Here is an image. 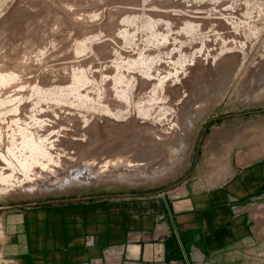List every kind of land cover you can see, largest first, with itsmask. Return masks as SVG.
Listing matches in <instances>:
<instances>
[{
  "label": "rangeland",
  "instance_id": "374dc122",
  "mask_svg": "<svg viewBox=\"0 0 264 264\" xmlns=\"http://www.w3.org/2000/svg\"><path fill=\"white\" fill-rule=\"evenodd\" d=\"M2 74L0 206L162 189L191 172L212 117L264 108V0H0ZM262 118L210 124L200 166ZM118 158L160 171L100 176ZM4 214L0 264H17Z\"/></svg>",
  "mask_w": 264,
  "mask_h": 264
},
{
  "label": "crops",
  "instance_id": "0c3cea01",
  "mask_svg": "<svg viewBox=\"0 0 264 264\" xmlns=\"http://www.w3.org/2000/svg\"><path fill=\"white\" fill-rule=\"evenodd\" d=\"M220 139L216 165L200 166L201 149L181 184L11 205L7 254L17 264H264V118Z\"/></svg>",
  "mask_w": 264,
  "mask_h": 264
},
{
  "label": "bare ground",
  "instance_id": "6f19581e",
  "mask_svg": "<svg viewBox=\"0 0 264 264\" xmlns=\"http://www.w3.org/2000/svg\"><path fill=\"white\" fill-rule=\"evenodd\" d=\"M11 76L12 75L10 73L7 77H11ZM7 77L4 74H2L0 76V85L3 86V88L5 86H7L6 84L9 81ZM24 138H23L22 145L24 144L25 149L31 151L32 154H30V156L32 155V157H33V156L38 155L41 152H43L42 151L43 150L42 149V145H41V143L39 141H36V140H34L33 138H30V137L29 138H25V139ZM44 152H45V149H44ZM45 153H47V152H45ZM40 155H42V154H40ZM24 157H25V159H23L21 161V166L24 169H26V171H27V170L32 168L31 167V163H32L31 160H35V158L29 160L30 157H28L27 159H26V156H24ZM45 158H47V157L45 156ZM47 161H49V160H47ZM109 162H110L109 165H112V166H116L117 165V166L114 169H110V170L107 168L108 170H105L104 173H102L100 176H105V175H108V174H118V175H123V176H127V177H130V176L132 177V176H135V175H139L140 176V175H143V174L145 176V175H151V174L153 175L155 172L160 171L159 169L156 170V168H146V166H144V164H141V163H136L135 164L131 160H123L121 158H118V159H116L114 161L110 160ZM57 180H59V178Z\"/></svg>",
  "mask_w": 264,
  "mask_h": 264
},
{
  "label": "water",
  "instance_id": "95a60500",
  "mask_svg": "<svg viewBox=\"0 0 264 264\" xmlns=\"http://www.w3.org/2000/svg\"><path fill=\"white\" fill-rule=\"evenodd\" d=\"M258 113H264V108L263 109H258V110L246 111V112H243V113H236V114H229V115H216V116L212 117L211 120L208 122L207 126L205 127V129L203 130V133H202V135L200 137V141H199V145H198V148H197L196 158H195V161H194V165H193L192 171L185 178H183L180 182H178L177 184H181V183L185 182L191 176V174L194 172L195 168L197 167L198 158H199L200 150H201V147H202V144H203V140L205 138V134H206L207 129H208L210 124H212L213 122H215L217 120H223V119L233 118V117H242V116L258 114ZM163 191L164 190H162L161 192H163ZM113 196H115V195L97 196V197H92V198H103V197H113ZM8 208H11V206H0V211L1 210H6Z\"/></svg>",
  "mask_w": 264,
  "mask_h": 264
},
{
  "label": "flooded vegetation",
  "instance_id": "af4514ba",
  "mask_svg": "<svg viewBox=\"0 0 264 264\" xmlns=\"http://www.w3.org/2000/svg\"><path fill=\"white\" fill-rule=\"evenodd\" d=\"M209 128V127H208ZM207 131H208V129H207ZM207 133V132H206ZM206 135V134H205ZM203 145V144H202ZM201 151V150H200Z\"/></svg>",
  "mask_w": 264,
  "mask_h": 264
}]
</instances>
